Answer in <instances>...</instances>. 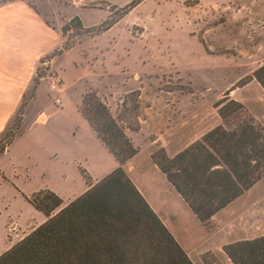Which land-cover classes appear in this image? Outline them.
<instances>
[{
	"label": "rangeland",
	"instance_id": "1",
	"mask_svg": "<svg viewBox=\"0 0 264 264\" xmlns=\"http://www.w3.org/2000/svg\"><path fill=\"white\" fill-rule=\"evenodd\" d=\"M129 1L45 3L55 12L50 19L66 26L61 46L67 48L40 60L54 58L39 64L34 78L41 88L0 156V254L45 220L26 201L33 192L47 188L63 206L87 189L80 169L95 181L116 167L77 111L91 90L113 117L137 125L136 131L124 129L139 149L129 175L149 196L161 197L171 234L193 264L224 260L199 253V237L217 246L264 234V176L205 226L170 195L148 157L159 146L172 157L219 124L214 105L223 96L240 102L264 127V93L248 79L264 62V0H140L97 33ZM51 81L57 91L48 90Z\"/></svg>",
	"mask_w": 264,
	"mask_h": 264
},
{
	"label": "trees",
	"instance_id": "2",
	"mask_svg": "<svg viewBox=\"0 0 264 264\" xmlns=\"http://www.w3.org/2000/svg\"><path fill=\"white\" fill-rule=\"evenodd\" d=\"M8 1L12 0L0 3ZM139 1L130 0L118 8L113 18L96 28L97 33L108 29ZM72 18L82 27L77 16ZM65 29V25L60 27L61 35ZM56 51L59 49L50 54ZM250 78L264 93V62ZM37 85L34 78L13 123L0 139V154L19 129L23 109ZM214 107L219 124L172 157L162 146L149 156L205 226L217 211L264 176V127L234 99L223 96ZM77 111L119 165L95 181L80 169L87 189L63 206L62 199L47 188L33 192L26 201L45 220L1 253L0 264H193L121 167L138 151L124 129L136 131L137 125L125 126L113 117L92 90L82 95ZM222 251L231 264H264V234L222 245Z\"/></svg>",
	"mask_w": 264,
	"mask_h": 264
},
{
	"label": "crops",
	"instance_id": "3",
	"mask_svg": "<svg viewBox=\"0 0 264 264\" xmlns=\"http://www.w3.org/2000/svg\"><path fill=\"white\" fill-rule=\"evenodd\" d=\"M46 2H48V0H12L0 3V134L4 132L7 125L14 118L23 99V95H26L31 90L40 60L49 56L53 50H58L62 45L63 37L61 35L60 27L50 19L54 18L55 12H52L49 9L45 4ZM46 8H48V11H46ZM40 88L41 85L38 84L32 97L27 101L22 113L23 120L27 109L35 99ZM130 141H132V139H130ZM6 151L7 150L1 153L0 156ZM138 153L139 149L130 159L125 161L121 167L165 227L170 233H173L171 223H169V220L165 218V214L160 210V206L164 203L161 197L154 198L149 196L141 183L129 175V169L132 170L131 161L138 155ZM115 163L117 167L119 164L116 161ZM151 165L152 170L164 179L165 187L170 195L173 196L175 201H177L183 209H186L191 213L179 194L167 182L164 175L153 163ZM227 207L228 205L220 209L219 212L224 211ZM216 215L217 214L215 213L210 218L211 221ZM205 232L206 231L204 230V233ZM175 239L177 240V237H175ZM237 240L240 239L230 238L223 243H219L217 246H212L213 243H209L199 237L194 248L196 249L197 247L199 253L202 251H210L215 257H224V260L223 258L219 259L221 264H231L222 251V245ZM184 251L189 256L190 253L185 249Z\"/></svg>",
	"mask_w": 264,
	"mask_h": 264
},
{
	"label": "built area",
	"instance_id": "4",
	"mask_svg": "<svg viewBox=\"0 0 264 264\" xmlns=\"http://www.w3.org/2000/svg\"><path fill=\"white\" fill-rule=\"evenodd\" d=\"M53 57L52 58H49V59H44V60H42V61H40V65H44V66H47L50 62H52L53 61ZM48 90L49 91H57V85H56V83H54V82H50L49 84H48ZM52 101H53V103H55V104H59L60 103V99L56 96V95H54V96H52Z\"/></svg>",
	"mask_w": 264,
	"mask_h": 264
}]
</instances>
